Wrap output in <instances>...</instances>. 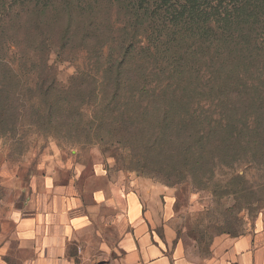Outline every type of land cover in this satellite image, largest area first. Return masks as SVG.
<instances>
[{"label": "rangeland", "instance_id": "374dc122", "mask_svg": "<svg viewBox=\"0 0 264 264\" xmlns=\"http://www.w3.org/2000/svg\"><path fill=\"white\" fill-rule=\"evenodd\" d=\"M207 3L220 0H0L15 14L0 22V58L19 75L0 93V205L33 177L98 168L168 193L161 230L190 254L246 233L264 209V96L226 107L192 70L173 77L178 91L165 81L176 61L207 65Z\"/></svg>", "mask_w": 264, "mask_h": 264}, {"label": "crops", "instance_id": "0c3cea01", "mask_svg": "<svg viewBox=\"0 0 264 264\" xmlns=\"http://www.w3.org/2000/svg\"><path fill=\"white\" fill-rule=\"evenodd\" d=\"M0 205V264H264V209L250 229L190 254L166 235L171 199L146 183L47 174Z\"/></svg>", "mask_w": 264, "mask_h": 264}, {"label": "trees", "instance_id": "16d2710c", "mask_svg": "<svg viewBox=\"0 0 264 264\" xmlns=\"http://www.w3.org/2000/svg\"><path fill=\"white\" fill-rule=\"evenodd\" d=\"M207 8L210 22L207 32H210L211 38L207 47V65L205 67L196 63L185 65L181 61L172 63L165 79L166 82H170L168 86L178 91L181 89L182 79L176 81L173 77L192 70L193 73L201 76L210 91L219 88L223 95L220 101L223 106L225 104L226 107L233 106L234 102L251 92H254L259 99L262 98L264 96V0H220L219 5L207 3ZM14 18V13H3L0 15V22L11 25ZM191 21L194 25L197 24L196 19L191 18ZM199 29L203 33L202 28ZM3 59L0 58V93L8 89L15 92L16 84L11 87L9 83L10 81L14 83L19 75L10 61ZM52 86L50 84L48 88ZM6 110L5 107L0 106L2 127L7 124H3L6 120ZM194 116L198 121L202 119V115L194 114ZM207 120L215 125L225 118L221 114L208 117ZM200 133L204 134L202 130ZM237 134L238 132H234L229 142L238 140ZM228 148H231L230 143Z\"/></svg>", "mask_w": 264, "mask_h": 264}]
</instances>
